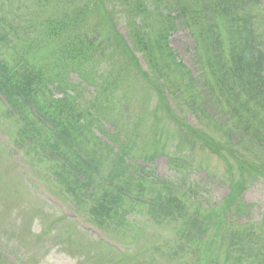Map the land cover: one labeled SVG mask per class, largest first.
<instances>
[{"label": "trees", "instance_id": "trees-1", "mask_svg": "<svg viewBox=\"0 0 264 264\" xmlns=\"http://www.w3.org/2000/svg\"><path fill=\"white\" fill-rule=\"evenodd\" d=\"M217 1L221 8H228L232 27L217 23L218 17L212 26H207V19L187 7L188 0L174 1L178 20L170 23V27L165 20L171 16L162 15L158 7L161 0H73L71 8L46 15L44 12L41 16L18 13L22 11V1L17 12L16 0H0V93L5 97L0 98V104L3 116L12 122L7 131L14 133V146L25 150L31 168L37 161V167L43 165L55 179L63 181L75 195L73 199L78 201L79 209L95 216L101 226L108 219L117 222L138 207L134 200L117 197L116 189L118 194L127 195L129 189L135 188L136 198L143 202L144 191L160 181L148 180L138 173L135 154L110 159L109 155L116 150L91 128L94 114L90 106L74 105L80 99L77 87L89 80L87 74L100 62L102 53L109 52L110 67L121 66L126 70L117 79L133 78L135 73L141 75L152 87L151 91L161 98L154 115L175 122L173 129L165 127L164 135L159 138L156 125L152 126L155 130L152 155L145 156L152 159L167 154L171 164L178 167L183 161L172 152V146L177 149L189 145L191 149L199 148L205 154L217 156L228 174L225 183L230 192L219 204L206 203L192 194L190 186L185 189L179 183V188L174 190L171 188L174 184L168 185L165 181L153 212L162 214L157 224L173 228L170 248L179 254L189 246L192 254L187 264H264V223L256 228L237 220V215L244 213L240 208L241 194L254 180H264V156H258L253 140L264 142V114L252 113L254 105L247 101L264 108V52L258 49L259 37L256 26L252 25L254 16L250 9L256 3L254 0ZM122 12L128 15L131 43L117 28ZM222 17L226 18L224 14ZM131 20L135 22L134 29ZM200 22L203 26L196 30L194 26ZM179 24L193 31L199 76L190 68H183L167 43L169 31ZM224 32L231 36L227 49L220 38ZM136 52L147 57L153 68L145 71L139 67L133 71ZM98 54L100 58H96ZM73 74L81 82L73 83ZM49 86L63 91V97L54 98ZM166 86L171 95L184 101L202 98V110L209 125L202 122L194 126L175 116L176 110L164 101ZM245 91L247 102L237 108ZM146 93L150 99V90ZM177 106L181 108L182 104ZM66 109L78 111L75 123L69 124L63 135L52 129L49 133L46 124L60 125ZM69 116L74 118L73 113ZM129 133L123 137L120 149L129 146ZM110 160L107 175L102 176L103 165ZM182 178L189 184L187 172ZM153 203L155 200L149 204ZM159 238L157 251L163 247H158ZM154 250H148L149 263Z\"/></svg>", "mask_w": 264, "mask_h": 264}, {"label": "rangeland", "instance_id": "rangeland-1", "mask_svg": "<svg viewBox=\"0 0 264 264\" xmlns=\"http://www.w3.org/2000/svg\"><path fill=\"white\" fill-rule=\"evenodd\" d=\"M255 6H263V2ZM120 31L126 39L127 28L124 24H120ZM104 33H106L105 30ZM170 43L178 54V60H182L188 66H192L194 58V42L192 37L189 34L187 35L184 30H178L172 35ZM138 59L141 65V56H138ZM97 71L99 70L97 69ZM118 74H120V69L113 71L111 68H106L102 72L103 76L108 77L109 82L114 81ZM101 79L100 72L94 74V81L101 82ZM91 91L93 92L92 85ZM0 122L3 123V125L0 123V127L3 126L2 129L8 136V138L2 136L4 141H0V170H3L2 174H0V239L4 236L9 238L10 245H13L14 249L18 252L17 263L95 264L94 257L99 252L104 261L111 260L113 264H133L145 258L144 252L147 249V242L144 238L147 235L151 236L150 230L156 234L152 223H144V235L142 237H137L134 230L129 233L128 236L132 242L127 243L135 244L136 250L128 251L124 256L104 246H99L97 249V244H95L96 248L93 246L90 248L89 244H91V241L80 234H74L71 241L61 242L60 238L65 237L66 234L64 228L61 226L53 228V235L44 234L47 223L55 221L53 211L56 206L51 204L45 196L46 193H51V191L46 190V193L39 192L37 186L31 184L24 176L21 169L20 157L17 153H13L9 145V143L16 144L14 133L7 131V127L12 126V122L2 118H0ZM141 133H146L145 127L141 128ZM165 156H159L153 161L145 160L144 162L162 178H168L174 174ZM193 156L194 154L191 152L190 157H188L192 163H194ZM139 163H142V161H139ZM217 174L222 180V174ZM195 178L199 179L200 175L196 174ZM222 185V182H215L214 185L206 187L205 190L211 194L213 193L215 198L221 200L229 193L227 186ZM13 189L17 193V196ZM200 189L204 190L203 187H200ZM53 191H55L54 188ZM243 199L248 205H251L247 208V212L244 215L254 221H259L261 215L264 214V185L260 181H256L244 194ZM25 204L30 206V210L26 214L22 213V205ZM33 215L36 216L35 220L32 218ZM10 222L13 226L9 230L7 227ZM21 227H24V229ZM4 231L8 233L3 234ZM22 231L25 232L26 239H21ZM168 231L169 229L166 230V232ZM41 234L42 236L39 238ZM124 242L126 241L124 240Z\"/></svg>", "mask_w": 264, "mask_h": 264}]
</instances>
